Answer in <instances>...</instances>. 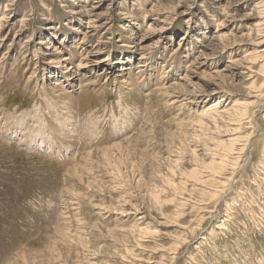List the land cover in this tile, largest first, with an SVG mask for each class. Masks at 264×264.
I'll return each instance as SVG.
<instances>
[{"label":"rangeland","instance_id":"374dc122","mask_svg":"<svg viewBox=\"0 0 264 264\" xmlns=\"http://www.w3.org/2000/svg\"><path fill=\"white\" fill-rule=\"evenodd\" d=\"M0 264H264V0H0Z\"/></svg>","mask_w":264,"mask_h":264},{"label":"bare ground","instance_id":"6f19581e","mask_svg":"<svg viewBox=\"0 0 264 264\" xmlns=\"http://www.w3.org/2000/svg\"><path fill=\"white\" fill-rule=\"evenodd\" d=\"M260 45H262V44H260ZM61 53V52H60ZM59 61L56 63V61L55 60H51V62L49 63V64H51V65H53L54 63H56L57 65H56V67L59 65V64H61V62L63 61V62H68L70 59V65H72L73 64V61H74V57L71 55V58H65V57H63L62 58V60H60V57L59 58H57ZM82 62V61H81ZM80 62V63H81ZM63 65V64H62ZM61 69H62V74H63V72H65V70H64V68H61V66H59L58 67V70H60V72H61ZM68 70V72L69 73H67L66 72V74H68V76H65L66 77V79H67V81H69V82H71V81H73L75 78L73 77L74 76V73H75V71L74 70H72V69H67ZM56 76V75H55ZM52 77V76H51ZM70 79V80H69ZM57 85V84H56ZM218 173V172H217Z\"/></svg>","mask_w":264,"mask_h":264}]
</instances>
